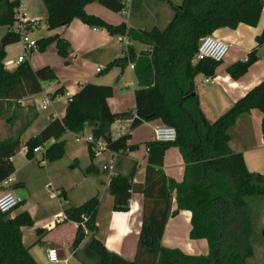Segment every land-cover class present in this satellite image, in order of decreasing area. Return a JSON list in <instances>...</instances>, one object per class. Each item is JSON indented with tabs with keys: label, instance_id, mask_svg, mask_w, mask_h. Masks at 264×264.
<instances>
[{
	"label": "trees",
	"instance_id": "obj_1",
	"mask_svg": "<svg viewBox=\"0 0 264 264\" xmlns=\"http://www.w3.org/2000/svg\"><path fill=\"white\" fill-rule=\"evenodd\" d=\"M41 1L47 11L48 30L67 26L79 19L88 26L105 28L130 40L122 55L109 62L105 69L134 66L139 84L135 91V112L111 111L108 99L114 95V86L82 85L69 98L65 116L62 119L52 118L38 135L24 145L20 133L0 140V190L2 183L15 172L12 157L24 146L26 156L33 159L34 148L43 147L49 140L55 139L44 149L40 159V162H53L65 152L62 137L67 132L81 134L89 126L93 139L87 142L91 160L100 140L110 152L127 155L138 145L128 144L130 132L115 138L111 132L112 124L131 120L130 129H135L144 122L158 120L173 126L177 139L172 143L153 140L145 144L148 164L144 182L134 181L133 170L127 175H111L108 184L114 198L113 209L117 212L129 211L133 193L143 195L142 225L135 257L127 260L94 238L89 248L99 255V264H249L254 255L251 241L254 217L264 211V174L250 171L243 153L233 151L229 142L231 128L237 119L252 109H259L263 114L264 136V79L234 102L228 111L209 121L201 110L194 80L197 75L214 77L221 62L212 59L196 61L195 55L200 40L219 29H236L241 24L255 27L261 16L262 0H183L180 5L173 6L175 15L165 29L150 30L131 28L124 22L113 25L85 11L87 4L97 1L119 13L127 8L121 0ZM19 3L20 0H0V115L6 110V101H18L37 94L42 91L43 83L57 80L55 71L49 65L34 70L25 60L12 71L4 65L6 47L20 42L24 35L9 30L17 20ZM2 27L8 28L3 35ZM256 39L258 46L264 44V29ZM133 42L149 45L150 49L138 54ZM37 43L38 51H45L55 43L58 54L68 57L70 43L59 34L42 37ZM256 50H251L245 60L227 67L232 79L242 77L258 61ZM64 94L63 87H60L52 96ZM171 145L179 148L185 162V174L180 182L168 178L163 170L164 155ZM75 165L76 162H73L71 167ZM97 171L93 164L85 169V173ZM59 196L66 201L64 190ZM99 207L98 196L78 206L65 207L64 220L76 224L71 243L73 250L81 244L87 231L97 230ZM182 210L191 212L190 238L206 240L209 247L207 254L190 255L180 248L162 245L169 218ZM33 225L34 220L28 211L15 217L0 211V264H38L23 243V227ZM42 231L37 229L38 233Z\"/></svg>",
	"mask_w": 264,
	"mask_h": 264
},
{
	"label": "crops",
	"instance_id": "obj_2",
	"mask_svg": "<svg viewBox=\"0 0 264 264\" xmlns=\"http://www.w3.org/2000/svg\"><path fill=\"white\" fill-rule=\"evenodd\" d=\"M20 1L25 4L30 17L38 18L39 24L41 22L45 23L46 28L42 37L59 34L69 41L70 47L67 58H63L58 54L61 58L56 59V65L44 64L40 66H51L57 75V80L43 83L42 91L37 94L26 96L18 101H6V110L0 115V140L8 139L20 133V140L24 145L31 137L38 135L52 118L62 119L65 116L69 98L76 94L81 86L86 83L114 86V95L108 99L112 112H135V91L139 88V84L134 66L131 64L124 69L118 66L108 70L105 69L107 64L121 56L125 49V44L118 40V35H114L105 28L88 26L79 19L73 20L67 26L48 30L46 24L47 11L43 2L41 0ZM121 1L127 4L125 14L113 12L97 1L87 4L85 11L113 25L124 22L135 29H165L175 15L173 6L180 5L183 0ZM262 5L261 16L255 27L251 28V26L241 24L236 29L222 28L213 34L225 40L230 45V50L233 48L238 49L241 54L231 55L229 50L225 60L217 68L214 77L203 75L195 77L194 81L200 107L205 118L209 121H214L228 111L234 102L264 79V60L259 55H257L258 61L239 79L234 80L227 73L228 66L237 61L245 60L247 54L253 48L262 49L263 55L264 44L258 46L256 39L264 29V0H262ZM2 28L1 35L8 30L7 27H4L2 32ZM33 30L34 27L28 28V32ZM254 42L255 45L252 48L249 47ZM132 45L138 54L150 49L149 45L140 42H133ZM13 46L14 44H11L6 47V56H8L9 50ZM25 51L27 50L18 55L16 64L12 68H8L4 61L6 69L14 70L20 64L18 58L20 56L26 58ZM31 67L34 70L40 68ZM98 67H103V70L98 72ZM200 78H204V83L213 85L212 88L201 91L197 83ZM48 84L51 86H48ZM60 87H63L65 94L58 95L57 98L53 97L54 91ZM43 90H47L46 96L39 98ZM46 98H50L51 103L44 106L43 100ZM262 118L263 114L259 109H252L249 113L241 115L231 128L229 146L233 151L243 153L250 171L264 174ZM158 123V120L144 122L139 127L130 129L131 120L116 121L111 126L112 135L116 138L130 132L131 139L128 144L138 145L137 149L127 153V155L112 153L105 149L96 152L94 159L91 160L87 143L84 144V147L79 146L78 150L72 152L71 158L69 157V160H74L76 165L74 167L68 165L69 163L65 165L69 169L66 180L59 178L52 180L54 178L52 167L57 160L49 162L47 168H45L47 176L41 186L49 196L51 207L43 211H40L32 201L40 198L41 193H35V195L32 193L30 179L24 173L26 174V169L33 165L38 153L42 154L47 146L55 142V139L49 140L42 147V151L35 153L33 159L26 156L25 146L12 157L15 172L8 178L10 181L6 187H12L14 193L22 196L24 201L18 209L10 213V216L15 217L23 211H28L32 216L34 225L23 227V243L38 264H71L70 260H73L74 264H99V255L90 248H88V251L85 250V247H89L94 238L101 240L110 251L118 253L125 259L130 261L134 259L142 225L143 195L133 193L129 203V211L117 212L113 209L114 198L109 192L108 184L111 175H127L133 170H135L134 181L137 183L144 182L148 164V148L145 144L154 140L153 126ZM144 126H147L150 130L149 137H141L138 134ZM86 134L87 137H85ZM69 137H74L79 143L83 140L88 142V139L92 138V129L87 126L84 132L78 135L67 132L62 140L67 142ZM40 159L37 158L39 163ZM111 160L113 162L112 169L109 171L103 169ZM45 162V160L42 161V163ZM90 164L97 167L98 171L96 173H85V169ZM163 170L168 178L177 182L183 180L185 162L177 146L171 145L166 150ZM47 180L50 182L49 184L45 183ZM61 190L67 192L66 201L59 196ZM94 196H98L100 200L96 220L97 230L87 231L81 244L73 250L71 243L76 224L66 222L63 211L67 206H78ZM175 208L174 195L173 209ZM179 217H182L185 224L190 225L188 239L184 237L182 239L180 235V223L176 220ZM190 220L191 212L187 210L179 211L177 215L170 217L162 237V245L170 248H180L190 255H205L207 254L206 251L201 253L200 250H206L208 243L204 239L192 240L190 238ZM38 228L43 231L38 233ZM50 248L58 249L61 259L65 258L66 251L69 252L70 257L59 262H51L48 258Z\"/></svg>",
	"mask_w": 264,
	"mask_h": 264
},
{
	"label": "rangeland",
	"instance_id": "obj_3",
	"mask_svg": "<svg viewBox=\"0 0 264 264\" xmlns=\"http://www.w3.org/2000/svg\"><path fill=\"white\" fill-rule=\"evenodd\" d=\"M3 28H2V32L4 31ZM45 28H46L45 23L41 22L38 26L34 27L33 31L26 33L27 40L39 39L40 37H42ZM251 28H253V27H251ZM250 45L251 46H249V47L252 48L255 45V42L253 44H250ZM23 46H24V42L20 41V43L14 44V46L10 48L8 56H6V58L4 60L6 62V66L8 68H12L13 65L16 64L18 55L24 53ZM53 48H55V49H53ZM237 53L241 54V52L238 49L233 48L230 50L231 55H234ZM25 54H26V60L30 63L31 66H34V67H40L44 64L56 65V63H55L56 59L61 58L58 55L55 43H52L51 45H49L45 51L31 52V51L27 50V51H25ZM256 54L259 55L262 58V60H264V57H263L264 55H262V49L257 48ZM203 80H204V78H200L199 81H197L198 88L201 91L212 88L213 85L206 84V83H204ZM49 85L50 84H48V86ZM46 92H47V90H43L41 95H39V98H43L44 96H46ZM55 98H57V97H55ZM158 124H162V123L159 122ZM138 134L141 137H149L150 136V130L147 126H144L143 128L140 129ZM85 137H87V134ZM82 142L81 143L77 142L76 139H74V137H69V140L67 142H65V152H64L63 156L59 160H57L52 167V170H53L52 175L54 176V178H52L53 181L57 178L63 179V180H66L68 178L67 172L69 169H68V166L65 167V165L67 163H69L68 165L73 164L74 160L71 159V161H70L69 157L73 151L79 149V146L84 147V144L87 143L85 140H83ZM41 156H42V154L38 153L37 158L40 159ZM37 158L33 162V165L30 168L26 169V174L24 173V175H26V177H28L30 179L32 193L34 195H35V193H41L40 198H38L37 200L33 199L32 201L36 206H38V209H40V211H43V210H46V208L51 207V202L49 200V196L44 191V188H42V186H41L42 184H44L45 178L47 176V172H46L47 170H45V168H47L49 161L45 160L46 161L45 163H42V162L39 163ZM45 183L49 184L50 182H48V180H47V182H45ZM7 191H13L14 192L12 187H6L2 184L0 194L7 192ZM65 194H66V197H68L67 192H65ZM71 195H72V193H71ZM20 206L21 205H19L13 211L18 209ZM262 214L259 213L258 217H256V216L254 217V221H253L254 230H253V235H252V239H251L252 244L254 246V255L249 259V261H248L249 264H260L261 262L264 261V237H263L264 222H263V215ZM176 220L178 223H180L179 224L180 231H181L180 235H181L182 239H183V237L185 239H188L189 238L190 225L185 224L183 222L182 217H179ZM88 248L89 247L86 246L85 250L88 251L89 250ZM204 251H206V253L209 252L208 245H207L206 250H200L201 253H204ZM69 257H70L69 252L66 251L65 258H69ZM65 258H63V259H65ZM63 259H61V260H63ZM70 262H71V264H74L73 260H70Z\"/></svg>",
	"mask_w": 264,
	"mask_h": 264
},
{
	"label": "built area",
	"instance_id": "obj_4",
	"mask_svg": "<svg viewBox=\"0 0 264 264\" xmlns=\"http://www.w3.org/2000/svg\"><path fill=\"white\" fill-rule=\"evenodd\" d=\"M123 14L126 13V9H122ZM16 22L9 28V30L22 32L21 41L24 42V50L37 52L38 43L37 40H27L26 33L29 27H35L39 25V19L30 17L27 13L26 6L23 2L20 1L19 6L16 9ZM118 40L125 44V50L130 45V40L126 36H118ZM230 50V45L223 39L216 37L214 35H207L200 40L197 53L195 55V60L200 61L204 59H212L216 62H223L228 55ZM263 55H264V46H263ZM24 56L18 58V63L25 61ZM103 67H98L97 71L101 72ZM51 103L50 98L43 100V105L46 106ZM154 140L164 143H172L177 139V131L173 126L165 124H155L153 126ZM90 138L88 141H92ZM106 147L102 140L98 141L95 151L105 150ZM42 147L34 148L35 153L42 151ZM113 167L112 160L109 164L105 165L103 169L109 171ZM9 179H6L2 184L4 186L9 184ZM24 199L22 196L14 193L13 191H7L0 194V211L2 213H11L15 208L23 203ZM62 220V218H60ZM48 258L51 262H59L61 257L59 251L56 248H50L48 250ZM69 264V263H68Z\"/></svg>",
	"mask_w": 264,
	"mask_h": 264
},
{
	"label": "water",
	"instance_id": "obj_5",
	"mask_svg": "<svg viewBox=\"0 0 264 264\" xmlns=\"http://www.w3.org/2000/svg\"><path fill=\"white\" fill-rule=\"evenodd\" d=\"M263 235H264V231H263Z\"/></svg>",
	"mask_w": 264,
	"mask_h": 264
}]
</instances>
